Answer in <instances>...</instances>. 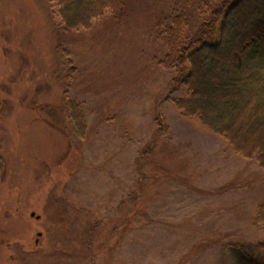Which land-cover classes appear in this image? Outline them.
I'll return each instance as SVG.
<instances>
[{
  "label": "rangeland",
  "instance_id": "rangeland-1",
  "mask_svg": "<svg viewBox=\"0 0 264 264\" xmlns=\"http://www.w3.org/2000/svg\"><path fill=\"white\" fill-rule=\"evenodd\" d=\"M196 4L65 30L51 0H0V264H252L264 168L185 117L160 64L156 20Z\"/></svg>",
  "mask_w": 264,
  "mask_h": 264
},
{
  "label": "trees",
  "instance_id": "trees-1",
  "mask_svg": "<svg viewBox=\"0 0 264 264\" xmlns=\"http://www.w3.org/2000/svg\"><path fill=\"white\" fill-rule=\"evenodd\" d=\"M51 1L65 30L90 29L108 15L121 20L128 5V0ZM155 25L168 44L160 64L175 70V84L187 89L173 100L175 106L264 168V0H197L193 7H175ZM67 116L75 133L85 137L86 116L73 99L67 101ZM157 121L158 131L166 132L165 118ZM256 223L264 232V203ZM241 249L252 264H264V241Z\"/></svg>",
  "mask_w": 264,
  "mask_h": 264
}]
</instances>
